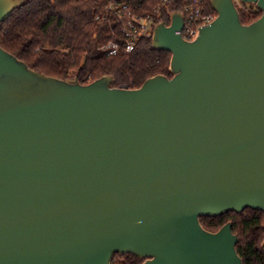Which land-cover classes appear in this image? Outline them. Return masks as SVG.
<instances>
[{
  "label": "water",
  "instance_id": "obj_1",
  "mask_svg": "<svg viewBox=\"0 0 264 264\" xmlns=\"http://www.w3.org/2000/svg\"><path fill=\"white\" fill-rule=\"evenodd\" d=\"M234 0L193 40L153 26L169 73L139 87L30 68L0 46V264H242L231 221L264 212V0ZM23 0H0L3 22ZM264 246V239L261 242Z\"/></svg>",
  "mask_w": 264,
  "mask_h": 264
},
{
  "label": "trees",
  "instance_id": "obj_2",
  "mask_svg": "<svg viewBox=\"0 0 264 264\" xmlns=\"http://www.w3.org/2000/svg\"><path fill=\"white\" fill-rule=\"evenodd\" d=\"M205 9L215 14L210 0ZM133 14L144 16L161 6L155 22L168 23L173 11H183L185 0H117ZM109 0H23L0 22V46L30 68L47 75L66 79L77 74L81 83L103 75H112V86L127 84L139 87L155 74L170 76V52L152 47L151 38L140 39L130 53H125L122 21L108 9ZM240 20L248 24L261 11L256 7L239 9ZM116 41L119 49L107 55L100 46ZM231 221V230L238 237L236 251L242 264H264V212L246 207L241 212L228 211L219 216H203L201 225L216 231ZM143 258L132 253H116L111 264H142Z\"/></svg>",
  "mask_w": 264,
  "mask_h": 264
},
{
  "label": "built area",
  "instance_id": "obj_3",
  "mask_svg": "<svg viewBox=\"0 0 264 264\" xmlns=\"http://www.w3.org/2000/svg\"><path fill=\"white\" fill-rule=\"evenodd\" d=\"M170 0H160L163 6H166ZM183 14V26L176 33L180 34L186 40H193L199 31V27L209 24L216 16L211 11L205 9L203 0H185ZM161 6L153 9L152 13L144 16L133 14L127 9L126 4L118 3L117 0H109L108 9L115 11L119 20L122 21L120 31L123 34L124 52L130 53L136 43L143 38H151L153 26L156 23L154 18L160 14ZM170 22V20H169ZM166 23V24H169ZM105 49L107 55H114L119 49L116 41H109L100 46ZM119 87L128 88L127 84H121Z\"/></svg>",
  "mask_w": 264,
  "mask_h": 264
},
{
  "label": "rangeland",
  "instance_id": "obj_4",
  "mask_svg": "<svg viewBox=\"0 0 264 264\" xmlns=\"http://www.w3.org/2000/svg\"><path fill=\"white\" fill-rule=\"evenodd\" d=\"M234 1H235L236 5H237V8H239V9H243V8L249 9V8H252V7L255 6L252 3H247V2L245 3V2H242L240 0H234Z\"/></svg>",
  "mask_w": 264,
  "mask_h": 264
}]
</instances>
